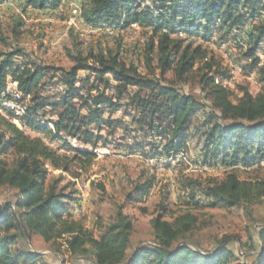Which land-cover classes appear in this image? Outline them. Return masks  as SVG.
<instances>
[{
  "label": "trees",
  "instance_id": "obj_1",
  "mask_svg": "<svg viewBox=\"0 0 264 264\" xmlns=\"http://www.w3.org/2000/svg\"><path fill=\"white\" fill-rule=\"evenodd\" d=\"M3 1L6 0L0 3ZM22 1L37 10L56 12L66 0ZM84 1L82 18L92 26L122 30L135 24L151 29L148 59L152 64L153 54H157L156 68L161 77L142 74L134 64L127 66L120 52L111 49L92 51L87 56L79 50L72 55L74 65L69 70L20 62L18 58L24 55L21 49L0 52V104L11 89V81L16 82L17 91L28 101L24 113L16 111L23 129L11 121L10 113L0 112V187L17 191L15 200L0 205V264H37L43 255L20 245L24 241L29 246L33 235L41 236L46 243L65 239L73 254L91 257L93 264H264V224L256 229V258L252 262L237 257L227 240L204 252L180 241L197 228L198 216L185 211L169 220L164 199L151 220L154 242L129 253L134 223L123 207L118 209L116 219L102 226L100 235L95 236L73 216L76 193L66 192V187L58 188L56 180L48 183L51 167L65 171L73 163L82 169L91 167L97 158L94 149L109 146V137L115 135L116 128H123L124 134L132 137L127 145L131 153L172 157L187 148L189 130L201 111H205L202 144L208 163L238 166L263 162L264 89L253 95L243 88L242 96L234 101L233 91L224 84L231 79L230 72L221 71L201 44L179 35L204 41L223 31L227 36L243 35L249 73L259 67L264 82V0ZM198 62H203L200 82L209 103L180 92L173 82L162 79L173 71L178 82L184 81ZM81 70L104 82V90L93 83L82 94L78 85ZM58 73L65 90L52 93L54 98L44 92L59 85L55 81ZM108 76L116 82L113 97L105 91L112 87ZM132 88H136L133 93ZM122 108L125 117L132 115L131 120L105 118L106 113ZM44 111L54 118L43 119L47 116ZM25 129L44 134L50 142L60 145L55 148ZM72 139L77 141L76 146L70 142ZM7 154L14 155L11 164L2 158ZM155 183V177H151L136 184L130 199L142 201ZM186 185L193 187L186 202L193 208L202 206L204 201L212 208L231 209L264 196V181L241 180L236 172L221 180L211 179L205 187L200 182L193 185L192 181ZM194 186L201 189L199 194Z\"/></svg>",
  "mask_w": 264,
  "mask_h": 264
},
{
  "label": "rangeland",
  "instance_id": "obj_2",
  "mask_svg": "<svg viewBox=\"0 0 264 264\" xmlns=\"http://www.w3.org/2000/svg\"><path fill=\"white\" fill-rule=\"evenodd\" d=\"M68 1L64 2L56 12L23 10L22 14H19L10 7L0 9V38L7 40L6 42L0 40V52L21 49L24 55L18 58L20 62L43 63L69 70L74 65L72 55L78 53L79 50L87 56L92 51L97 53L101 50L111 49L114 52H120V56L127 63V66L134 64L139 67V72L142 74L151 78L161 77L159 69L156 68L157 54H153L152 64L148 59L147 48L152 35L151 29L142 26L134 28L133 25L115 31L116 33H110L107 29H100L102 31L100 33L85 35L71 30L68 40L63 42L59 49L54 48L53 44L58 34L66 30L71 21V5L74 4L75 0H72L69 5ZM79 1L81 10L86 2L84 0ZM21 23L22 26H19ZM179 36L187 37L189 41L196 39L194 36H187L186 34ZM220 38L226 40V44L220 43ZM244 38L243 35L236 33L227 36L226 32L223 31L219 34L214 33L211 40H195L196 45L201 44L208 50L209 58H213L217 62L221 71L228 70L230 72L231 79L225 81L224 84L233 91L234 101L242 96L243 88H248L253 95L259 94L264 89V82L261 81L258 72L259 67L254 72L249 73L248 64L250 61L244 57L247 49ZM202 65L203 62H198L196 69L184 81L178 82L173 71L167 72L162 79L167 83L173 82L180 92L209 103L210 101L206 97V92L203 91L200 82L203 74ZM79 77L78 85L82 94H86V88L93 83L98 85L100 91L104 90V82L98 80L89 71L81 70ZM108 78L113 81L111 76ZM55 81L59 85L51 89L48 88L44 92L54 98L52 93H63L65 90V83L60 73L57 74ZM111 85L112 87L105 91L108 96L113 97L115 94L113 86L116 85V82H111ZM135 90L136 88L130 89L132 93ZM17 92V89L11 87L6 93V98L2 101L16 99ZM18 94L21 93L18 92ZM145 94L147 93L145 92ZM18 105L26 109L28 101L25 98H19V100H14V105L2 103L0 104V112L10 113L11 121L23 129V125L20 124V117L15 111H20ZM44 112L47 116L43 119L54 118L52 113ZM125 114L122 108L114 113H106L105 118L131 120L132 115L125 117ZM132 114H134L133 111ZM204 119L205 111H201L194 118V123L188 133L186 150L197 154L208 162L203 155L202 143L205 138L203 135L205 129L202 127V122ZM25 130L32 136L42 137L55 148L60 145L57 142H50L44 134ZM115 131V135L109 137V146H99L94 149L97 158L91 167L82 169L77 163L71 164L68 171L51 167V173L48 177V183L56 180L58 188L66 187V192L76 193L77 200L72 204L73 216L79 219L89 231L93 232L95 236H99L102 232V226L112 223L116 219L118 209L123 207L124 212L131 217L134 223L129 251L132 253L138 246L154 242L151 220L157 215L159 205L165 199L169 209L167 219L171 220L185 211H192L198 216L197 228L183 237L181 242H188L206 252L227 240L228 247L241 260L247 262L255 260L256 249L253 246L257 240L256 229L264 224V196L253 203L236 205L231 209L212 208L206 206L204 201L202 206L193 208V205H186L193 190V187L186 184L190 181L193 182V185L195 182H200L202 187H205L209 180H221L232 172H236L241 180L264 181V164L262 162L252 165L242 164L251 167L250 169L238 167L231 169L230 167L235 164L217 163L222 167L212 168V170L205 172L195 171L187 162L178 164V159H175L176 154L169 158H154V162H151L149 160L153 158L151 156L147 157L140 152L131 153L128 151L127 145L131 143L132 137L125 135L123 128H116ZM70 142L74 146L77 145V141L73 139ZM87 148L93 149L90 146ZM71 156H73L72 153ZM13 157V154L2 156L9 164L12 163ZM151 177L156 179V183L152 187L153 191H149L142 201L130 199V194L134 195L133 191L136 184L143 183ZM85 184L88 190L85 189ZM194 190L199 194L201 189L194 186ZM16 192L9 186H1L0 205L5 201L15 200ZM197 198L199 197L197 196ZM81 203H83V210L76 212V207ZM28 242L29 246L21 241V247L30 248L43 255L37 264H93L91 257L73 254L65 239H60L56 243H46L41 236L33 235Z\"/></svg>",
  "mask_w": 264,
  "mask_h": 264
},
{
  "label": "built area",
  "instance_id": "obj_3",
  "mask_svg": "<svg viewBox=\"0 0 264 264\" xmlns=\"http://www.w3.org/2000/svg\"><path fill=\"white\" fill-rule=\"evenodd\" d=\"M66 1H65V3H66ZM71 1L72 0L68 1L69 2L68 5L71 4ZM80 5H81V3L79 0H75L74 4L71 5L72 6V16L70 18L71 21L69 22V26L66 28V30H63L62 32H60L58 34V37L53 44L54 48L59 49L60 45L63 42L67 41L71 30H74L75 32H86V34H97V33L102 32V31L90 30L89 28H87L85 25L82 24ZM5 7L13 8L19 14H22L21 12L24 9H26L27 11H32V10L33 11H35V10L36 11H42V10L35 9L30 5L25 6L24 1H22V0H6V1H3L2 3H0V9L5 8ZM139 27H141V26H137L134 24V28H139ZM108 34H110V33H108ZM193 40H196V39H193ZM9 84H10V87L17 89L15 81H11V82H9ZM19 98H24V97L22 94H18V92H17V98L16 99H7V101H4L2 103H9L10 105H14V100H19ZM15 111H17V110H15ZM21 126H22V124H21ZM183 152H184V150H183ZM175 159H178V164L183 163V160H181V155L177 156ZM149 160L151 162H154V158H150ZM207 167L219 168L222 166H219L218 164H212L209 162V166H207ZM85 189L88 190V188L86 187V184H85ZM150 191H153V189ZM79 210H83V203L78 204V206L76 207V212H78Z\"/></svg>",
  "mask_w": 264,
  "mask_h": 264
},
{
  "label": "bare ground",
  "instance_id": "obj_4",
  "mask_svg": "<svg viewBox=\"0 0 264 264\" xmlns=\"http://www.w3.org/2000/svg\"><path fill=\"white\" fill-rule=\"evenodd\" d=\"M80 13H81V10H80ZM81 19H82V24L85 25L87 28H89L90 30H93V31H100V29H107L108 32L110 33H114L115 31H119L117 29H113V28H105V27H95V26H92L88 23H86L83 18H82V13H81ZM133 26V25H132ZM81 35H85L86 32H77ZM69 37V36H68ZM68 40V39H67ZM61 89V88H60ZM7 104V103H6ZM18 109H20L23 113L25 112L24 110V107H21V106H17ZM74 141H76L75 139H73ZM75 144V143H74ZM200 149V148H199ZM181 155V160H183V162H187L188 165H190V167H192V169H194L195 171H201V172H205V171H210L212 170V168H209L207 166H209V163L204 161L203 158L199 157L197 154L195 153H192L191 151H188L186 149H184V152L181 151L179 152L178 154L175 155V158L177 156ZM262 164H264V161L262 162ZM241 168V169H250L251 167L249 166H241V165H238V166H231L230 168L231 169H235V168ZM227 168V167H226Z\"/></svg>",
  "mask_w": 264,
  "mask_h": 264
}]
</instances>
